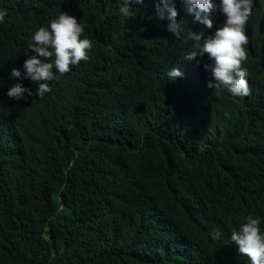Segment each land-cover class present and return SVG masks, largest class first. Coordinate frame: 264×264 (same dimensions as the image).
Here are the masks:
<instances>
[{"label": "trees", "instance_id": "obj_1", "mask_svg": "<svg viewBox=\"0 0 264 264\" xmlns=\"http://www.w3.org/2000/svg\"><path fill=\"white\" fill-rule=\"evenodd\" d=\"M157 2L128 0L126 17L127 0H0V264H250L230 234L248 215L264 233V5L245 26L250 95L235 97L206 87L207 57L184 60L193 42ZM172 3L185 32L211 31ZM61 11L89 59L43 98L7 97L38 87L10 73Z\"/></svg>", "mask_w": 264, "mask_h": 264}, {"label": "clouds", "instance_id": "obj_2", "mask_svg": "<svg viewBox=\"0 0 264 264\" xmlns=\"http://www.w3.org/2000/svg\"><path fill=\"white\" fill-rule=\"evenodd\" d=\"M264 5V0H255ZM134 3H143V0H133ZM186 6L187 14L193 15L195 21L211 30L205 34L193 32L182 26L183 21H178V12L172 0H158L155 16L161 21H167L166 30L176 39L186 43L191 41L193 50L184 60H193L196 57H207L203 65L208 74L206 87L211 89L216 96L222 95L225 90L235 97L250 95V86L246 79L247 69L242 67V62L247 59L244 45L248 43L245 26L254 15L253 0H182ZM223 14L221 25L213 28L209 15L213 12ZM120 12L129 17L132 15L129 3L120 7ZM7 11L0 9V23L3 22ZM84 25L77 18L61 11L54 19L50 20L47 27H39L32 35L23 62V74L12 69L10 78L28 79L38 85L35 91L16 83L9 87L6 95L14 100H23L27 97L43 98L52 91L50 82L70 71V65H78L87 61L88 50L92 48L89 39H82ZM29 53H33L29 55ZM55 70V71H54ZM166 76L174 81L183 77V72L178 66L169 68ZM246 222L241 223L238 229H233L230 240L235 245L237 253L246 256L250 264H264V233L261 232L259 218L252 215L245 217ZM213 240L220 237L218 229L209 233Z\"/></svg>", "mask_w": 264, "mask_h": 264}]
</instances>
